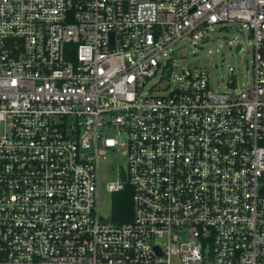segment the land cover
Listing matches in <instances>:
<instances>
[{"label":"built area","instance_id":"obj_1","mask_svg":"<svg viewBox=\"0 0 264 264\" xmlns=\"http://www.w3.org/2000/svg\"><path fill=\"white\" fill-rule=\"evenodd\" d=\"M229 22L247 74L173 71ZM0 128V264H264V0H0Z\"/></svg>","mask_w":264,"mask_h":264},{"label":"rangeland","instance_id":"obj_2","mask_svg":"<svg viewBox=\"0 0 264 264\" xmlns=\"http://www.w3.org/2000/svg\"><path fill=\"white\" fill-rule=\"evenodd\" d=\"M252 42L250 30L240 22H229L226 26L217 25L206 39L194 42L185 38L173 46L171 57L178 66L173 71L179 72L186 67H206L211 75V85L218 90L219 85L224 86L231 65L242 67L244 73H248V64H251L253 58ZM239 43L245 46L244 51L237 52ZM127 159L126 155L114 151L101 160L99 198L100 212L104 217L112 215L113 194L107 189V183L116 181L119 172L127 170Z\"/></svg>","mask_w":264,"mask_h":264},{"label":"trees","instance_id":"obj_3","mask_svg":"<svg viewBox=\"0 0 264 264\" xmlns=\"http://www.w3.org/2000/svg\"><path fill=\"white\" fill-rule=\"evenodd\" d=\"M133 189L128 186L126 190L115 193L113 196L112 220L116 222L128 221L132 218L133 205H132Z\"/></svg>","mask_w":264,"mask_h":264},{"label":"water","instance_id":"obj_4","mask_svg":"<svg viewBox=\"0 0 264 264\" xmlns=\"http://www.w3.org/2000/svg\"><path fill=\"white\" fill-rule=\"evenodd\" d=\"M241 48H242V47L240 46V47H239V50H240Z\"/></svg>","mask_w":264,"mask_h":264}]
</instances>
